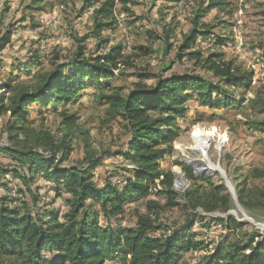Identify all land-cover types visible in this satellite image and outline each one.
I'll return each mask as SVG.
<instances>
[{"label":"trees","instance_id":"obj_1","mask_svg":"<svg viewBox=\"0 0 264 264\" xmlns=\"http://www.w3.org/2000/svg\"><path fill=\"white\" fill-rule=\"evenodd\" d=\"M118 1L82 0L81 14L94 9L92 33L80 41L81 46L69 63L38 72L32 83H4L8 96L0 98V116L9 115L5 132L12 145L0 147V152L7 154L19 169L10 171V167L0 165V175L6 177L13 173L27 184L22 169L28 168L30 175L54 184L57 196H68L65 198L68 210L63 216L54 210L33 213L26 203L22 204L25 209L22 210L12 208L8 203L10 197L1 198L0 264H106L116 257L120 264H184L182 260L186 254L204 250L207 253L201 264H264V235L258 232L243 234L241 230L245 224L235 217L224 220L204 216L227 213L231 209L233 199L225 186L215 184L209 177L195 176L190 166L182 164L189 178L203 185L192 186L178 194L174 190L175 174L163 170L160 164L174 153L173 141L179 131L177 120L187 116L186 105L192 97L197 96L202 107L228 109L244 102V98L237 99L233 90L248 87L252 82L251 72L223 60L222 54L212 53L201 59V50L195 48L199 37L209 40L213 36L211 27L201 21L224 0H210L206 7L202 3L193 12L192 29L185 35L177 54L179 61L195 58L217 81L189 73H172L166 77L143 69L136 73L138 81L127 94L118 92L111 84L116 77L115 71L123 62L122 47H113L101 56L86 57V48L82 45L91 36L98 37L104 30L115 28ZM12 36L10 30L0 35V53L11 44ZM226 42L218 36L216 44L221 46ZM172 68L165 65L164 71ZM149 79L156 83L149 85L146 82ZM88 88L97 90L98 102L108 107L107 113L112 119L122 122L129 139L122 150L101 156L88 153L79 163L67 167L64 163L74 151L70 134L58 141L49 131L28 127L30 107L40 102L45 105L70 103ZM254 104L261 105L259 110L264 114V99ZM61 117L68 126L78 120L65 111L61 112ZM114 156L131 164V175L122 186L107 181L100 187L95 181V170L105 158ZM158 187H161L158 194L167 199L164 208L180 207L178 200H184L183 224L171 231L159 223L163 207L154 201L147 202V211L138 216L136 227L114 229L100 224L101 214L106 220L117 218L125 213L127 205L147 198ZM30 189L28 184L25 192L31 193ZM236 194L242 208L264 209V190H250L245 184L237 186ZM95 206H99V210ZM207 220L231 233V239L213 252L208 251L205 241L192 234L197 222ZM164 229L168 233L156 235Z\"/></svg>","mask_w":264,"mask_h":264},{"label":"rangeland","instance_id":"obj_2","mask_svg":"<svg viewBox=\"0 0 264 264\" xmlns=\"http://www.w3.org/2000/svg\"><path fill=\"white\" fill-rule=\"evenodd\" d=\"M209 2L127 0L124 3L120 0L114 13L115 28L104 30L98 37L91 36L83 42L85 55L97 57L108 53L113 47H122L123 62L111 81L112 87L122 94L134 88L138 81L136 73L143 69L166 77L172 73H189L217 81L198 65L195 58L177 59L184 37L192 29L193 12L200 4L206 7ZM82 5V0H0V35L7 30L13 33L11 44L0 53V98L6 99L8 96L4 90L5 82L32 83L38 72L51 71L55 65L69 63L78 52L80 41L92 33L94 9L81 14ZM201 23L211 27L213 33L209 40L199 37L195 48L201 50V59L212 53L222 54L223 60L233 62L242 71L251 72L252 82L248 87L232 89L237 99L244 98V102L228 109L202 107L198 97H192L186 105L187 116L177 120L179 131L173 141L174 153L161 160V168L175 174L174 190L178 194H183L192 186L203 185L189 178L184 170L182 164L188 165L189 160L199 165L190 166L195 176L209 177L215 184L225 186L220 174L196 173V169L208 165V157L214 165L223 169L235 190L238 185L245 184L250 190H264V125H259L264 122V114L259 110L261 105L257 107L254 104V101L264 99V0H224L221 6L210 10ZM218 36L227 42L217 45ZM165 65L173 66L172 70L164 71ZM146 82L149 85L156 83L154 79ZM107 109L106 105L98 102L97 90L88 88L70 103L33 104L28 127L49 131L58 141L70 134L74 151L64 163V166L70 167L83 160L88 153L101 156L126 148L129 135L119 119L114 120L108 115ZM63 111L77 117L73 126L64 124L61 117ZM9 120V115L0 116V147L12 145L5 132ZM202 152L207 153L205 158ZM0 165L10 167V171L19 169L7 154L1 152ZM131 169V164L119 156L105 158L95 170V181L100 187L107 181L122 186L123 181L131 175ZM22 171L27 184L13 173L6 177L0 175V199L10 197V201L7 199L12 208L23 210L22 204L26 203L33 213L54 210L63 216L68 210L65 204L68 196H57L54 184L37 175H30L28 168ZM28 184L31 193L25 192ZM160 188L152 190L147 198L127 205L125 213L117 218L106 220L101 214L100 224L103 227L110 225L114 229L136 227L138 216L147 211V202L154 201L163 207L159 223L172 231L176 225L184 223L182 206L185 202L180 199V207L164 208L167 199L158 194ZM95 209L99 210V206H95ZM243 210L237 209L233 201L227 213L204 216L224 220L235 217L245 224L241 230L243 234L258 232L264 235V229L256 227L264 223V209ZM243 214L250 218L249 222L243 221ZM206 223L210 222H197L192 234L205 241L209 245L208 251L213 252L217 246L231 239V233L217 223L211 222L205 227ZM165 232L168 233L164 229L156 235ZM255 241L258 242V238ZM45 253L50 256L48 252ZM206 253L207 250L190 252L182 262L201 264ZM106 264H120V259L116 257Z\"/></svg>","mask_w":264,"mask_h":264},{"label":"water","instance_id":"obj_3","mask_svg":"<svg viewBox=\"0 0 264 264\" xmlns=\"http://www.w3.org/2000/svg\"><path fill=\"white\" fill-rule=\"evenodd\" d=\"M187 164L189 165V166H191V167H195V164H196V161H194V160H189L188 162H187ZM196 173L197 174H204V173H206V174H209L210 172H208V170H207V168H201V169H196ZM213 174H220V176L222 177V179L224 180V183H225V186H226V188L228 189V191H229V194L231 195V197H232V199H233V201H234V203H235V205H236V208L237 209H242L243 210V208H242V206L240 205V203H239V200H238V197H237V194H236V190H235V188L233 187V185L231 184V182L229 181V179L227 178V176L225 175V174H223L221 171H214V173ZM244 211V210H243ZM231 214H233L232 213V211L230 212ZM212 215V214H211ZM214 215V214H213ZM215 215H220L219 213H216ZM247 216H245V217H243V221H245L246 219H247V221H245V222H249V219L250 218H246ZM260 226H262L263 228H264V223H262V224H259ZM257 229H259V228H257Z\"/></svg>","mask_w":264,"mask_h":264},{"label":"bare ground","instance_id":"obj_4","mask_svg":"<svg viewBox=\"0 0 264 264\" xmlns=\"http://www.w3.org/2000/svg\"><path fill=\"white\" fill-rule=\"evenodd\" d=\"M197 134V133H196ZM199 134V133H198ZM200 135H197V137H199ZM201 138H202V136H200ZM199 148H200V146H198ZM209 151V150H208ZM201 152V151H200ZM204 152H206V151H204ZM207 156V153H203L202 152V157H206ZM207 161H208V165H206V167L204 166V168H207V170H208V172H210V173H214V171H221L223 174H225L224 173V171H223V169L219 166V165H214L211 161H210V157H208V159H206ZM201 163V162H200ZM196 165L197 166H199L197 163L195 164V167H196ZM177 172H179V170H177ZM239 210H241V211H243L242 209H239ZM246 215L245 214H243V217H245ZM246 218H248V217H246ZM245 221H247V219L245 220ZM257 228H259V229H264L262 226L260 227V226H256Z\"/></svg>","mask_w":264,"mask_h":264}]
</instances>
